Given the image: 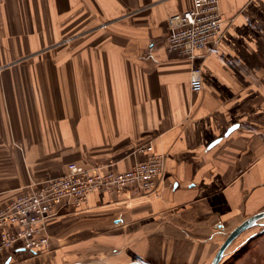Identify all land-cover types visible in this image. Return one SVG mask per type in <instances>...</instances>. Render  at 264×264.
<instances>
[{
  "label": "crops",
  "instance_id": "crops-1",
  "mask_svg": "<svg viewBox=\"0 0 264 264\" xmlns=\"http://www.w3.org/2000/svg\"><path fill=\"white\" fill-rule=\"evenodd\" d=\"M190 6L0 0V207L70 162L122 171L145 143L165 157L158 195L93 192L47 222L39 254L15 244L0 264H210L264 210V0H218L219 40L186 58L166 36ZM263 236L232 264H264Z\"/></svg>",
  "mask_w": 264,
  "mask_h": 264
},
{
  "label": "built area",
  "instance_id": "built-area-1",
  "mask_svg": "<svg viewBox=\"0 0 264 264\" xmlns=\"http://www.w3.org/2000/svg\"><path fill=\"white\" fill-rule=\"evenodd\" d=\"M224 22L218 0H191L190 7L168 17L166 50L192 58L208 43H217ZM188 84L192 92L201 90L197 67L191 69ZM138 150L145 157L125 170L87 168L70 162L64 174L40 181L31 192L15 195L0 207V249L16 244L20 250L37 254L48 245L47 222L63 207L81 208L93 192L117 195L128 190L158 195V183L165 179V157L151 143Z\"/></svg>",
  "mask_w": 264,
  "mask_h": 264
},
{
  "label": "rangeland",
  "instance_id": "rangeland-1",
  "mask_svg": "<svg viewBox=\"0 0 264 264\" xmlns=\"http://www.w3.org/2000/svg\"><path fill=\"white\" fill-rule=\"evenodd\" d=\"M261 223H264V220H261L260 223H257L255 225H252L251 227L244 230L240 235H238L233 242L229 245V250L227 251V256L221 258L218 264H232L233 261L242 256L244 252L250 248L251 243L253 240L257 241L258 236L262 235L264 233V227ZM229 233V232H228ZM227 233V234H228ZM226 234V235H227ZM256 238V239H255ZM261 242H264V236L261 239ZM255 243V242H254ZM43 250V249H42ZM42 250L38 251L37 254H39ZM97 251H104L105 249H96ZM116 249H113V252H116ZM226 253V252H225ZM253 256V253L252 255ZM247 259L245 258L242 260V263L247 264ZM99 262L102 263H113L116 260L115 253L114 254H108L106 257H103L101 259H97ZM244 261V262H243Z\"/></svg>",
  "mask_w": 264,
  "mask_h": 264
},
{
  "label": "water",
  "instance_id": "water-1",
  "mask_svg": "<svg viewBox=\"0 0 264 264\" xmlns=\"http://www.w3.org/2000/svg\"><path fill=\"white\" fill-rule=\"evenodd\" d=\"M218 140V139H217ZM216 141H214L211 144H214ZM264 219V210L257 212L243 221H241L238 225H236L233 229L229 231V233L225 236L219 247L217 248L214 256L211 259L210 264H218L223 255L225 254L226 249L229 247V245L233 242V240L240 235L244 230L251 227L252 225H255L257 223H260V221ZM264 227V223H261ZM72 264H84L82 262H76ZM128 264H141L138 261H132Z\"/></svg>",
  "mask_w": 264,
  "mask_h": 264
},
{
  "label": "bare ground",
  "instance_id": "bare-ground-1",
  "mask_svg": "<svg viewBox=\"0 0 264 264\" xmlns=\"http://www.w3.org/2000/svg\"><path fill=\"white\" fill-rule=\"evenodd\" d=\"M262 220H264V219H262Z\"/></svg>",
  "mask_w": 264,
  "mask_h": 264
}]
</instances>
